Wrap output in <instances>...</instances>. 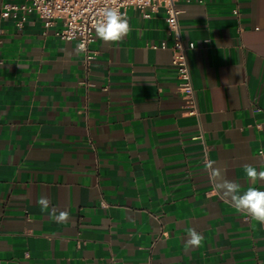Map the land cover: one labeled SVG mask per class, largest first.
I'll return each mask as SVG.
<instances>
[{"label":"crops","instance_id":"1","mask_svg":"<svg viewBox=\"0 0 264 264\" xmlns=\"http://www.w3.org/2000/svg\"><path fill=\"white\" fill-rule=\"evenodd\" d=\"M29 2L0 0V264H264V223L205 168L216 161L241 194L245 166L264 170V0L178 2L198 118L163 13L129 8L127 36L95 34L86 69L61 22L2 15ZM193 229L203 239L186 247Z\"/></svg>","mask_w":264,"mask_h":264},{"label":"built area","instance_id":"2","mask_svg":"<svg viewBox=\"0 0 264 264\" xmlns=\"http://www.w3.org/2000/svg\"><path fill=\"white\" fill-rule=\"evenodd\" d=\"M181 0H30L28 4H4L3 16L8 17L22 10L25 14H37L44 22V27L50 29L61 22V28L55 35L62 41H81L87 43L85 53V68L95 58V52L90 45L95 40L93 22L99 19V12L105 7H115L121 13H126L129 8L137 10L144 18H151L154 14L163 13L168 25V35L173 42L171 46L172 65L179 81L178 93L185 103L187 113L190 116L199 117L200 111L196 99V92L192 82L191 71L187 59V50L195 48L194 43L186 46L183 42L179 27V15L181 11L177 4ZM167 48L165 42L160 46ZM203 132L198 139H203ZM260 156L264 159V150H260ZM150 264V263H149Z\"/></svg>","mask_w":264,"mask_h":264},{"label":"clouds","instance_id":"3","mask_svg":"<svg viewBox=\"0 0 264 264\" xmlns=\"http://www.w3.org/2000/svg\"><path fill=\"white\" fill-rule=\"evenodd\" d=\"M99 19L93 22L96 35L102 41L117 42L127 36L129 32V22L125 13H121L115 7H105L99 12ZM87 51V43L81 41L76 45L75 52L79 55ZM216 161L206 160L205 168L209 171L210 177L216 190L221 192L224 199L241 212H247L257 221L264 223V190L255 187L257 183L264 182V170H257L255 166L246 165L245 173L247 183L252 186L241 194V183L236 180L228 179L225 172L215 167ZM41 210L50 208V200L41 196L37 200ZM51 220L58 224L68 223L70 214L65 211L57 213L54 209L49 213ZM203 236L194 229L190 230L186 247H198Z\"/></svg>","mask_w":264,"mask_h":264}]
</instances>
